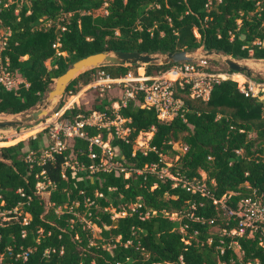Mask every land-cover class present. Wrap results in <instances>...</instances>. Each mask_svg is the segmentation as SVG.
Here are the masks:
<instances>
[{
  "label": "trees",
  "instance_id": "obj_1",
  "mask_svg": "<svg viewBox=\"0 0 264 264\" xmlns=\"http://www.w3.org/2000/svg\"><path fill=\"white\" fill-rule=\"evenodd\" d=\"M0 31V56L20 79L9 90L0 86V115H13L32 108L71 62L94 52L166 53L201 46L235 58H264V0H0ZM137 66L85 70L65 91H73L78 80H92L94 70L117 78ZM164 67L147 64L146 73ZM94 95L88 109L72 105L62 116L94 110L124 118L125 138L112 135L109 144L128 175L89 172L100 149L93 146L96 157L89 159L87 143L80 138L43 158L39 135L0 146V210L9 211L0 224L1 264H264V237L211 232L206 223L211 217L219 230L235 225L217 215L207 197L171 186L169 179L145 169L149 164L163 167L161 156L170 154L177 158L168 172L203 181L215 199L226 197L234 205L261 196L264 99L244 96L235 81L222 79L212 84L207 100L184 98L183 113L162 120L152 107L140 105L138 95L115 111L110 105L118 96L105 89ZM83 130L106 138L105 129ZM149 131L146 149H133L138 133ZM66 160L82 163L84 169H71ZM40 171L52 183L46 199L34 188ZM190 205L197 220H171L165 214ZM179 224H186L183 235ZM189 234L193 238L184 243L182 237Z\"/></svg>",
  "mask_w": 264,
  "mask_h": 264
},
{
  "label": "built area",
  "instance_id": "obj_2",
  "mask_svg": "<svg viewBox=\"0 0 264 264\" xmlns=\"http://www.w3.org/2000/svg\"><path fill=\"white\" fill-rule=\"evenodd\" d=\"M2 34L3 31H0V35ZM2 45L3 38L0 39V50L2 49ZM51 46L54 48L58 46V38H56ZM201 64L203 63L180 61L166 65L163 69H158L151 73L142 72L139 76L134 77L128 76L127 73V76L124 75L117 78L109 77L108 74L100 69L96 71L89 86L102 90L107 84H121L122 88H120L118 98L110 105L113 111L118 107L125 106L130 98L138 95L141 99L140 105L152 107L157 117L162 120H168L183 113L184 98L207 100L212 84L222 79L235 81L238 90L244 96H257V93L264 92V83L259 80L251 79L242 74L244 79L238 82L233 78V75L240 74L238 72L221 70L220 67L207 69ZM19 81L20 79H17L7 70V59L0 56V86L9 90L15 87ZM69 104H71V101L67 105ZM60 110L54 112L50 118L38 125L39 128H43L46 136V142L43 145L39 158L47 157L51 152L62 150L65 142L72 138H80L87 143V157L89 159L92 160L96 157L93 146L100 149L98 162L87 166L89 172L100 169L102 171L122 172L124 176L128 175L129 172L125 170L121 163L113 159L115 151L109 144V138L112 135L121 139L125 138L126 135L123 136V134L126 131L128 132V129L125 127L121 130L117 126V123L125 121L124 118H120L116 114L113 118H110L107 114L94 110L87 114L76 113L70 118L62 116L65 109L62 113ZM84 126L105 129L107 131L106 138L102 139L99 135H88L83 130ZM12 130V132L6 135L10 139L17 137L21 133H16L14 131L15 128ZM146 147L147 142L143 149H137L143 152ZM182 150H185V147H182ZM30 154L31 152H28L27 158ZM64 165L69 166L71 169H84L83 164L78 162L71 163L66 160ZM145 169L156 174L160 179H169L171 186L178 185L190 194H199L210 199L217 211V215L222 217L226 222L231 221L235 225L229 231L221 230L222 234L234 235L246 232L247 236L257 233L259 237H264V192L259 197L241 198L234 205H231L226 197L215 199L209 193L203 181L186 180L177 177L167 172L165 166L157 167L155 164H149ZM132 171L140 173L141 169H132ZM51 187L52 183L45 178L43 171H40L39 177L34 184L35 192L43 198V195H46ZM191 208H193V205L180 212L165 214L171 220H179L182 217L197 220V218L192 217ZM8 212L0 210V224L8 219L6 216ZM151 214H154V211H151ZM118 215L119 213L114 214V216ZM147 215L148 212L144 213V217ZM199 220L202 221V219ZM214 220L215 217L208 218L206 223L212 227ZM185 228L186 224H179L178 231L183 235V233H186ZM191 238L193 236L189 234L186 237H182V241L189 243V239ZM22 257H25V252L22 253Z\"/></svg>",
  "mask_w": 264,
  "mask_h": 264
},
{
  "label": "water",
  "instance_id": "obj_3",
  "mask_svg": "<svg viewBox=\"0 0 264 264\" xmlns=\"http://www.w3.org/2000/svg\"><path fill=\"white\" fill-rule=\"evenodd\" d=\"M209 57L213 58L209 60V65L213 67H225L227 70L242 73L251 79L264 81L263 74L255 73L246 65L248 61L264 62V58H235L215 50H205L201 46L192 51L181 49L166 53L139 52L135 50L99 51L87 54L71 62L54 79L46 95L26 114L17 118H9V115H0V128H19L35 121L55 99L64 93L70 82L85 70L107 64H157L166 66L180 61L200 62V59Z\"/></svg>",
  "mask_w": 264,
  "mask_h": 264
},
{
  "label": "rangeland",
  "instance_id": "obj_4",
  "mask_svg": "<svg viewBox=\"0 0 264 264\" xmlns=\"http://www.w3.org/2000/svg\"><path fill=\"white\" fill-rule=\"evenodd\" d=\"M213 59L212 57L209 58H202L199 61L205 65H209V60ZM45 65L48 66L49 65V61L47 60L45 62ZM246 65L255 73H260L264 75V62H259V61H248L246 62ZM147 68L146 65L144 64H138L137 67H135V69H132L128 72V76H139L142 72H146ZM150 71H153V69H150ZM96 73V70H94V72L92 73V76L94 77ZM242 74V73H240ZM126 75V76H127ZM233 78L237 81V79L239 77H237V75H233ZM91 82V80H89L86 83H82L81 80H78L74 85H73V91H64V93L57 99H55L45 110L44 112L38 116V118L33 121L30 122L27 125L26 128H22V129H18L15 128L14 131H16V133L21 132L17 137L15 138H9L6 135H8L10 132H12L13 128H5V129H1L0 128V146L3 145H8V144H13L17 141H25L27 138L29 137H34L36 135H39L40 137V143L41 145H44V143L46 142V136H45V131H43V128H39L38 125H40V123H43L46 119L50 118L51 115H53L54 112H57L58 110L62 111L66 108H70L72 107V105L74 106H83L85 109H88L90 107V105L92 104V101L95 97V90H97V88L89 86V83ZM240 82V81H238ZM262 83H264V81H260ZM52 86V84L50 85V87ZM120 88L121 84H117V83H111V84H107L106 87L103 88V90L105 89L106 93L109 96H118L120 93ZM46 95V93L43 95V97ZM257 96L259 97V99H264V92L261 93H257ZM42 97V98H43ZM73 98L75 99L73 101ZM71 101V104L67 105L69 102ZM61 102V106L58 109H55L56 105ZM194 104H198L196 102H194ZM67 106V107H66ZM31 109V108H30ZM30 109L23 111L21 113L18 114H13V115H9V118H17L20 117L24 114H26ZM262 114L264 115V107L262 110ZM24 126V125H23ZM117 126L119 129L123 130L124 127V122H119L117 123ZM127 134V131L123 134V136H125ZM151 136V132H139L138 135L134 138L133 140V144L132 147L133 149H143L146 145L147 140L150 138ZM176 145V143H175ZM176 156L170 155V154H166L164 156H161V160L163 161V163L165 164L164 166L166 167V170L169 166H172L175 164V160H176ZM168 172V170H167ZM201 175L203 176V174L201 173ZM47 195V194H46ZM46 195H43V198L46 197ZM92 231L93 234L96 235L97 233V228L92 226ZM211 232H220L221 230L218 229V227H216L215 225H213L212 227H210L209 229ZM0 260H1V256H0Z\"/></svg>",
  "mask_w": 264,
  "mask_h": 264
},
{
  "label": "bare ground",
  "instance_id": "obj_5",
  "mask_svg": "<svg viewBox=\"0 0 264 264\" xmlns=\"http://www.w3.org/2000/svg\"><path fill=\"white\" fill-rule=\"evenodd\" d=\"M237 75V77H239L238 79H237V81H242L243 79H244V77H243V75L242 74H236ZM75 99L73 98V101H74Z\"/></svg>",
  "mask_w": 264,
  "mask_h": 264
}]
</instances>
